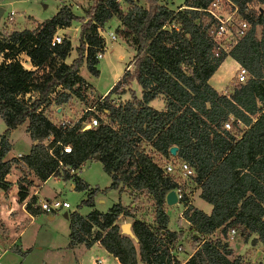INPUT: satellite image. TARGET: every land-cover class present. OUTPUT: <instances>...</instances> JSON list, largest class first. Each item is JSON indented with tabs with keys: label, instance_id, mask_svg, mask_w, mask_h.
Wrapping results in <instances>:
<instances>
[{
	"label": "trees",
	"instance_id": "trees-1",
	"mask_svg": "<svg viewBox=\"0 0 264 264\" xmlns=\"http://www.w3.org/2000/svg\"><path fill=\"white\" fill-rule=\"evenodd\" d=\"M137 1L90 0L82 16L63 4L34 28L13 30L0 40V118L5 126L0 134V186L12 164H21L40 181L55 175L71 180L73 189L86 191L81 203L91 209L85 215L66 212L68 246L97 243L119 264H249L240 256L230 258L228 232L233 229L243 242L264 248V0H234L248 27L227 55L217 56L209 33L214 20L204 10L209 0H183V6L174 9L158 0H144L146 5ZM122 2L128 6L125 10ZM112 17L118 21L115 33L133 52L126 68L93 109L85 106L71 124L53 122L45 115L51 105L59 107L72 96L85 99L79 68L84 64L90 74L98 73L95 55L104 40L97 28ZM73 21L79 22L76 55L66 63L72 50L69 37L53 45L51 38ZM17 51L34 69L22 66ZM226 56L244 67L248 77L219 93L207 80ZM132 81L140 88L139 97ZM125 92L128 99H109ZM159 96L161 109L148 105ZM91 117L96 125L83 129ZM20 125L31 141L29 149L4 160L8 136ZM62 146H69V152ZM171 147L176 148L173 155ZM95 155L110 178L108 189L129 196L143 192L151 198V224L119 202L105 212L93 208L95 188H88L77 170ZM178 161L192 167L188 180L211 206L204 213L187 195L179 201L195 244L184 261L173 254L178 235L168 229L164 211L165 194L181 180L176 173H164L163 166ZM181 183L191 192V186ZM36 203L31 196L24 205L31 216L40 213ZM119 216L130 218V236L121 232Z\"/></svg>",
	"mask_w": 264,
	"mask_h": 264
},
{
	"label": "rangeland",
	"instance_id": "rangeland-1",
	"mask_svg": "<svg viewBox=\"0 0 264 264\" xmlns=\"http://www.w3.org/2000/svg\"><path fill=\"white\" fill-rule=\"evenodd\" d=\"M159 1L164 4H170L174 8L175 1ZM178 2L180 1L178 0ZM89 3L90 0H0V8L3 10L0 14V40H5L13 30L34 28L39 22L50 18L58 7L63 4L69 6L74 14L82 16V10ZM137 3L146 5L144 0H138ZM119 5L123 10L128 7L123 2L122 4L119 3ZM9 12L13 13L10 20L7 19ZM115 20L117 19L112 17L106 22L111 24V29L114 27L113 22ZM78 26L79 22L73 21L68 28L56 30L57 35L61 36V38L67 36L69 40L71 39L72 50L65 58L68 63L76 55L74 47L77 45L75 34ZM100 29L102 33L105 30L104 38H106L107 44L105 51H103L104 59H97L96 68L98 73L96 75L90 74L84 64L79 68L78 73L83 80L81 91L85 99L79 100L72 96L65 104L59 106L57 110L55 105H51L45 111V115L55 123H59L61 120L72 123L83 114L86 109L85 106H90L93 109L92 105L99 103L102 96L114 83V77H120L125 69L124 65L129 60L130 55L129 48L125 49L119 46V41L123 42L119 37L117 40H111L107 34L108 30L104 26ZM15 53L19 62L23 64L24 57L22 55L24 54L18 51ZM2 60L3 55L0 53V62ZM228 63L229 60L227 58L223 60V66L219 69V72L227 68ZM234 74L235 72H233L224 92L233 87L235 83ZM131 88L135 95L139 97L140 88L135 81H132ZM128 98V92L120 95L111 94L109 97L113 103ZM148 105L155 109H161L163 107V99L161 96L156 97ZM95 114L103 121H106L105 116L101 112L95 111ZM91 118H88V120ZM4 127V123L0 118V134ZM30 142L23 125L17 126L8 136L10 148L4 154L3 159H9L17 156V154H25L29 149ZM146 150L154 160L158 161L160 159L149 148L147 149L146 147ZM23 175L26 176L25 173ZM77 175L88 185V188H95L92 196L94 209L105 212L112 204L119 202L125 208L132 209L135 217L144 220L148 225L152 223L153 208L151 198L143 192L129 196L125 191L108 189L110 178L102 170L101 164L97 159L86 160L77 170ZM9 176L8 180H12L15 176V171H12ZM180 180L181 182L184 181L185 186L193 188L190 193L192 205L204 212H208L210 205L199 197V190L195 189L192 181L182 177H180ZM6 191L5 193L0 191V252L4 250V253L0 256V264H91V260L96 256L103 257L106 260L105 264H115L113 258L100 246L86 247L83 244L68 246V220L63 216V213L76 211L81 215H85L91 209L90 206L81 203V200L86 196V191L73 189L71 180H63L55 175L50 176L40 185L38 193L40 198L50 197L55 194L56 198L65 200L69 204L68 208H60L55 211L49 216L50 218L41 212L29 219L21 211V201H19L17 196L16 186L8 185ZM9 205L12 210L11 216L7 213ZM182 209L183 206L181 204L164 206V211L168 217L167 227L169 230H176L178 235V241L174 245L178 244V242L182 245V250H172L180 261H184L187 258V254L195 245L190 237L191 229L189 224L181 214ZM116 222L119 225L126 222L130 223V218L119 216ZM20 229L22 231L17 236V232ZM228 241L232 249L230 258L240 256L242 261H250L255 251L259 250L261 252L260 256L256 260L257 263L255 262L254 264H264V248L260 243L243 242L236 232L233 233L231 238H228Z\"/></svg>",
	"mask_w": 264,
	"mask_h": 264
},
{
	"label": "built area",
	"instance_id": "built-area-1",
	"mask_svg": "<svg viewBox=\"0 0 264 264\" xmlns=\"http://www.w3.org/2000/svg\"><path fill=\"white\" fill-rule=\"evenodd\" d=\"M206 12L209 13V15L214 20L213 27L209 30L210 35L212 36V39L215 43L214 48V55L217 56L218 54H225L227 55L230 49L233 47V45L238 41V39L245 33L248 24L241 17L238 11L237 4L234 0H209L206 8L204 9ZM13 13L9 12L8 20L11 19V15ZM98 34L103 38L102 30L100 28H97ZM108 36L110 39H114L115 36L112 33H108ZM61 36L57 35V33H54V35L51 38V45L57 44L61 42ZM104 49H101V51H98L96 53V58L100 59L102 57V51ZM248 77L247 71L244 67L241 65H237V68L235 69L234 79L235 83H242L244 82ZM91 109V108H87ZM60 125H65L68 122L61 120ZM96 125V119L91 118L90 120H87L83 122L82 128L85 127H91ZM224 128L228 129L230 127V123L226 122L223 124ZM57 144H60L59 142H56ZM69 146H62V151L69 152ZM50 153V150H48ZM18 156H20L18 154ZM164 173L166 174H178L179 177H182L183 179L190 178L194 171L191 166H189L186 162L178 161V162H167L164 166ZM175 193L176 198V204H179V201L182 200L184 195H187V197L190 199V193L186 192V190L182 187V183L180 181L177 182L176 188L173 189ZM31 195L23 198L24 201L22 205H25V203L29 202ZM36 206L39 208V211L50 216L55 211H57L60 208H68L69 204L65 200H61L59 198H48V199H42L39 202L36 203ZM234 233L233 229L229 230V238L232 237ZM180 244H176L173 250L180 251ZM171 252V250H170ZM91 264H105L104 259L102 257H94L91 261Z\"/></svg>",
	"mask_w": 264,
	"mask_h": 264
},
{
	"label": "crops",
	"instance_id": "crops-1",
	"mask_svg": "<svg viewBox=\"0 0 264 264\" xmlns=\"http://www.w3.org/2000/svg\"><path fill=\"white\" fill-rule=\"evenodd\" d=\"M173 1H175V4H174V8H176V7H179V6H183V0H179L180 2H178V0H170V2H173ZM118 2H120L121 3V0H118ZM158 2L160 3V4H163V5H165V6H167L168 8H170V9H174V8H172V6L170 5V4H164V3H162V2H160L159 0H158ZM74 13V12H73ZM113 24H114V27H113V29H111V24L108 22V23H106L105 25H104V28L105 29H107L108 30V33H112V31H113V34L115 35V38L114 39H111V40H117V38H118V35L115 33V28H116V26L118 25V21L117 20H115L114 22H113ZM77 27V26H76ZM77 29V28H76ZM258 30V29H257ZM104 33H105V30L103 31V33H102V35H103V40H104V49H105V47H106V44H107V40H106V38H104ZM107 33V34H108ZM106 34V33H105ZM70 41H71V39H70ZM119 46L121 47V48H125V49H128V47H126V45L123 43V42H121V41H119ZM103 49V51H105ZM102 51V57L100 58V59H104V52ZM129 53H130V55H129V59L132 57V55H133V52H132V50L131 49H129ZM22 57H24V63L22 64L23 65V67L24 68H26V69H29V70H32V69H34V67L30 64V62H29V60H28V58H27V56L24 54V55H22ZM228 59L229 60V63H228V66H227V68H225L223 71H221V72H219V69L220 68H222V66H223V61L219 64V66L216 68V70L212 73V75L208 78V80H207V82H208V84L212 87V88H214L217 92H219V93H223L225 90H226V87L228 86V84H229V82H230V80H231V77H232V74H233V72H235V69L237 68V65H238V63L236 62V61H234L230 56H226L225 58H224V60L225 59ZM129 61V60H128ZM127 61V62H128ZM65 62L66 63H68L67 62V60H65ZM127 62H126V64H127ZM126 64L124 65V67L126 68ZM118 77L119 76H117V77H114V81L113 82H115V80L116 79H118ZM116 78V79H115ZM56 107V106H55ZM57 108L58 107H56V110H57ZM63 121H66V120H63ZM69 123V122H68ZM71 123V122H70ZM24 127H25V125H23V129H24ZM12 131V130H11ZM24 131H25V129H24ZM28 135V134H27ZM10 144V143H9ZM30 144H31V142H30ZM30 146V145H29ZM19 155H22V154H19ZM17 156H18V154H17ZM14 157H16V156H14ZM11 158H13V157H10L9 159H11ZM9 159H4V160H9ZM12 171H15V176L12 178V180H8V178H10V176L9 175H11V172ZM23 173H25L26 174V176H24L23 175ZM58 176V175H57ZM60 177V176H59ZM49 178V177H48ZM47 178V179H48ZM61 178V177H60ZM47 179H45V180H47ZM3 180H4V182H3V184L0 186V191H2L3 193H5V192H7L6 190H7V187H8V185H11V186H16V193H17V196L19 197V201H21V211L23 212V213H25L27 216H28V218L29 219H31L33 216H31L30 214H28L26 211H25V209H24V205H22V203H23V201H24V199L23 198H25V197H27V196H29V195H31V196H35L36 197V200H37V202H39L40 200H42V199H48V198H56L55 196V194L54 195H52V196H50V197H44V198H40L39 196H38V193H39V190H40V185L41 184H43L44 182H45V180L44 181H40V180H38L33 174H32V172L31 171H29L28 169H26L24 166H22L21 164H12L11 165V167H10V169H9V172L4 176V178H3ZM8 184V185H7ZM18 184H20L21 185V187H19L18 186ZM7 185V186H6ZM195 189H198L199 190V188H195ZM193 191V190H192ZM198 195H199V193H198ZM21 197H23L22 199H21ZM189 202H190V204H192V202H191V197H190V200H189ZM174 205H179V204H174ZM210 205V204H209ZM165 206H167V205H165ZM195 207V206H194ZM210 209H211V206H210V208H209V211L208 212H204V213H209L210 212ZM201 210V209H200ZM7 213H8V215L9 216H11L12 215V210H11V208H10V205H9V207H8V210H7ZM41 213V212H40ZM21 231H22V229H20L18 232H17V236L21 233ZM174 231H176V230H174ZM14 239V238H13ZM178 244H180L179 242H178ZM181 245V244H180ZM230 245V244H229ZM91 246H99L97 243H94V244H92ZM231 247V246H230ZM180 250H182V245L180 246ZM193 252V249L191 248V250H190V252L187 254V257H189V255L191 254ZM4 253V250H2L1 252H0V256L2 255ZM109 255V254H108ZM96 257H98V256H96ZM100 257V256H99ZM94 258V257H93ZM103 258V257H102ZM104 259V258H103ZM113 260H114V262H115V264H119L118 263V261L116 260V259H114L113 258ZM92 261V260H91ZM106 260L104 259V262H105ZM106 263V262H105Z\"/></svg>",
	"mask_w": 264,
	"mask_h": 264
},
{
	"label": "water",
	"instance_id": "water-1",
	"mask_svg": "<svg viewBox=\"0 0 264 264\" xmlns=\"http://www.w3.org/2000/svg\"><path fill=\"white\" fill-rule=\"evenodd\" d=\"M2 11H3V10L0 8V14L2 13ZM78 33H79V28L76 29V34H75L76 37H77ZM85 128H89V127H85ZM175 149H176L175 147H171V148L169 149V151H170V153H171L172 155L174 154ZM94 159H98V155H95V156H94ZM164 203H165V205H167V206H172V205L176 204L175 193H174L173 190H169V191L165 194V196H164ZM63 216H64V217L67 216V215H66V212L63 213ZM48 218H50V217L48 216ZM120 230H121L122 233H125V234H127V235L130 236V235H131V232H130V223H128V222H126V223H122V224L120 225ZM260 253H261V252H260L259 250H256L255 253H254V255H253V257L251 258L249 264H254V263L256 262L257 258L260 256Z\"/></svg>",
	"mask_w": 264,
	"mask_h": 264
}]
</instances>
